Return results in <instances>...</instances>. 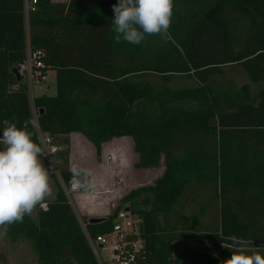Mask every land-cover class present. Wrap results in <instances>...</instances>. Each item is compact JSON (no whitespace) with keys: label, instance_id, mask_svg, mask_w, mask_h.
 I'll list each match as a JSON object with an SVG mask.
<instances>
[{"label":"trees","instance_id":"obj_1","mask_svg":"<svg viewBox=\"0 0 264 264\" xmlns=\"http://www.w3.org/2000/svg\"><path fill=\"white\" fill-rule=\"evenodd\" d=\"M80 1L74 17V0H38L27 19L24 0H0V122L34 119L39 144L40 133L65 144L81 133L98 157L106 141L127 136L136 167L164 163L153 185L123 196L102 222L83 218L91 236L110 231L115 213L128 206L143 219L147 264H221L233 236L264 255V0H174L170 39L152 35L140 45L114 42L118 0ZM237 17L246 21L241 42L232 27ZM27 20L31 47L56 71V94L33 100L12 72L26 57ZM181 80L191 84L177 86ZM60 174L67 184L81 176ZM50 175L57 190L45 200L48 209L8 226V237L27 241L40 264H99L60 180ZM192 185L216 190L218 230L198 229L197 214L182 231L170 222Z\"/></svg>","mask_w":264,"mask_h":264},{"label":"rangeland","instance_id":"obj_2","mask_svg":"<svg viewBox=\"0 0 264 264\" xmlns=\"http://www.w3.org/2000/svg\"><path fill=\"white\" fill-rule=\"evenodd\" d=\"M233 31L236 42H241L246 34V21L244 18L237 17L233 24ZM239 47V44L237 45ZM235 73H228L227 76H236ZM49 78V77H48ZM236 79L240 81L238 75ZM191 84V81L179 82L177 86ZM56 87L53 84L50 90L47 89V81L40 85H34L29 88V96L34 97L46 95H55ZM35 119H36V113ZM68 144L64 143L63 137L56 140L58 148L54 158V174L59 179L60 169L72 171L73 166L79 170H86L90 176V181H83V175L77 182L80 189L86 191H74L67 195L70 202L79 217L82 227L83 218L97 217L106 218L113 214L115 209L122 204L121 198L132 190L153 185L156 180L162 176L164 163L156 167L138 168L136 163L139 160L138 153L134 150V144L130 137H118L106 141L103 144V152L100 157L97 156L92 142H90L81 133H74L68 136ZM44 166L47 160L42 157ZM49 172V171H48ZM50 185L52 194L46 199L54 197L57 186L50 175ZM56 178V177H55ZM216 190L210 186H188L180 199L170 222L178 229L184 230L194 222V216H198V229L200 230H218L220 227L221 214L219 200L214 197ZM84 207V209H82ZM128 207V206H126ZM39 206L30 215L33 219L37 218ZM104 216V217H103ZM0 231H3L0 228ZM108 256V254L106 255ZM0 264H40L35 253L32 251L27 241H13L7 234L0 236Z\"/></svg>","mask_w":264,"mask_h":264},{"label":"clouds","instance_id":"obj_3","mask_svg":"<svg viewBox=\"0 0 264 264\" xmlns=\"http://www.w3.org/2000/svg\"><path fill=\"white\" fill-rule=\"evenodd\" d=\"M113 12L115 43L123 40L140 45L152 35H159L164 41L170 39L174 0H118ZM0 125V236H4L8 226L22 223L37 206L46 208L44 202L51 196L52 187L42 160L44 150L30 130L36 128L37 122L29 118L18 126V122L4 119ZM72 173L73 179L88 174L76 166ZM230 239L231 256L221 264H264V255L250 253L242 238Z\"/></svg>","mask_w":264,"mask_h":264},{"label":"built area","instance_id":"obj_4","mask_svg":"<svg viewBox=\"0 0 264 264\" xmlns=\"http://www.w3.org/2000/svg\"><path fill=\"white\" fill-rule=\"evenodd\" d=\"M37 3L38 0H24V11L27 19ZM44 57L45 53L42 50L33 49L28 42L26 57L17 68L22 80L31 89L34 85H40L47 81V74L50 69L45 64ZM34 113H36L35 110ZM40 145L45 153L44 158L49 163V172L53 173L54 158L58 151L57 145L49 135L43 133H40ZM59 176V179L62 180L61 174ZM77 184L79 183H65L63 186L65 193L70 196L72 192L78 191L80 186L77 187ZM44 203L46 208H40L47 210V202ZM83 229L99 264H147L146 249L142 240L143 219L139 213L131 209L126 210V207L119 209L114 215L111 230L104 234L91 236L85 224ZM107 254L108 256H106Z\"/></svg>","mask_w":264,"mask_h":264},{"label":"crops","instance_id":"obj_5","mask_svg":"<svg viewBox=\"0 0 264 264\" xmlns=\"http://www.w3.org/2000/svg\"><path fill=\"white\" fill-rule=\"evenodd\" d=\"M51 2L52 3H55V4H63V3H66L67 6H69L71 4V0H51ZM82 4H83L82 1H80V0H74V6H72V8L70 10V13H71L72 16L76 17L79 14V5H82ZM26 33H27V45H28V42L30 40V30H29L28 20H27V24H26ZM47 76L49 77V78L47 77V89L50 90V88H51V86H53V84L56 87V71L53 70V69H50L48 71ZM56 91H57V88H56ZM72 134H74V133H71L68 136L70 137ZM124 137H127V136H124ZM82 209H84V207H82ZM97 217L102 218V216H100V215H98Z\"/></svg>","mask_w":264,"mask_h":264},{"label":"water","instance_id":"obj_6","mask_svg":"<svg viewBox=\"0 0 264 264\" xmlns=\"http://www.w3.org/2000/svg\"><path fill=\"white\" fill-rule=\"evenodd\" d=\"M12 72L14 73L15 77H16V80L18 82H21L22 81V77L19 73V70L17 67H14L12 69ZM42 111V110H41ZM83 181L85 182H89L90 181V176L89 174H86V175H83ZM130 208L129 207H126V210H129ZM104 220V218H100V217H92L89 219V223H92V224H96V223H100Z\"/></svg>","mask_w":264,"mask_h":264}]
</instances>
